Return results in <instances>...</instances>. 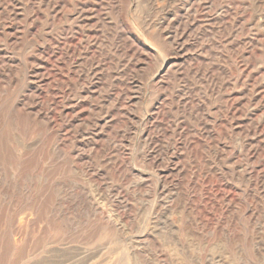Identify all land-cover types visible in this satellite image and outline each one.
<instances>
[{
    "label": "rangeland",
    "instance_id": "obj_1",
    "mask_svg": "<svg viewBox=\"0 0 264 264\" xmlns=\"http://www.w3.org/2000/svg\"><path fill=\"white\" fill-rule=\"evenodd\" d=\"M0 264H264V0H0Z\"/></svg>",
    "mask_w": 264,
    "mask_h": 264
},
{
    "label": "bare ground",
    "instance_id": "obj_2",
    "mask_svg": "<svg viewBox=\"0 0 264 264\" xmlns=\"http://www.w3.org/2000/svg\"><path fill=\"white\" fill-rule=\"evenodd\" d=\"M12 8V7H11ZM192 14V13H191ZM151 22V21H150ZM148 28V27H147ZM56 102V101H55ZM191 120V119H190ZM198 121V120H197ZM111 190V189H110ZM167 193V192H166Z\"/></svg>",
    "mask_w": 264,
    "mask_h": 264
}]
</instances>
